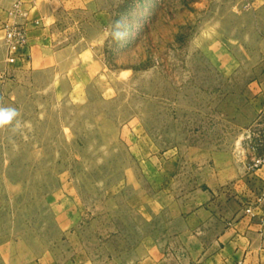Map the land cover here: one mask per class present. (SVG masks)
Here are the masks:
<instances>
[{
    "label": "rangeland",
    "instance_id": "374dc122",
    "mask_svg": "<svg viewBox=\"0 0 264 264\" xmlns=\"http://www.w3.org/2000/svg\"><path fill=\"white\" fill-rule=\"evenodd\" d=\"M78 1L59 28L99 66L77 87L36 74L0 105L19 112L0 127V264H102L167 239L177 199L205 186L194 159L252 170L264 154V0Z\"/></svg>",
    "mask_w": 264,
    "mask_h": 264
},
{
    "label": "crops",
    "instance_id": "0c3cea01",
    "mask_svg": "<svg viewBox=\"0 0 264 264\" xmlns=\"http://www.w3.org/2000/svg\"><path fill=\"white\" fill-rule=\"evenodd\" d=\"M65 6V0H23L18 14L13 0H0V64L7 55L3 27L18 23L27 28L25 54L17 58L13 78L0 79V105L8 102L11 87L36 74L49 73L60 85L72 78V87H77L87 70L99 66L93 49L78 48V43L62 34L59 27L65 17L59 14ZM75 6L88 4L79 0ZM70 71L77 72V77H70ZM194 162L203 165L205 186H196L177 199L167 225L170 236L162 240L145 234L131 251L102 264H264V202L252 216L244 211L249 199L254 201L264 188V164L246 170L230 158L222 163L214 158Z\"/></svg>",
    "mask_w": 264,
    "mask_h": 264
},
{
    "label": "built area",
    "instance_id": "2783aa9c",
    "mask_svg": "<svg viewBox=\"0 0 264 264\" xmlns=\"http://www.w3.org/2000/svg\"><path fill=\"white\" fill-rule=\"evenodd\" d=\"M23 0H13V8L14 11L18 14H20V6L22 4ZM4 29V39L6 43V68H14V66L17 64V58L24 56L25 54V48L27 46V38H26V31L27 28L23 24H12V25H5L3 27ZM27 56V55H25ZM9 73V70L4 69L0 71V79H3L6 77V75ZM263 147H264V141H263ZM264 164V154L262 157H259L255 160L254 166H258ZM264 202V188L260 191V193L257 195L255 202H249L244 211L246 214H249L252 216L253 210L255 207L260 205Z\"/></svg>",
    "mask_w": 264,
    "mask_h": 264
},
{
    "label": "clouds",
    "instance_id": "9594fccd",
    "mask_svg": "<svg viewBox=\"0 0 264 264\" xmlns=\"http://www.w3.org/2000/svg\"><path fill=\"white\" fill-rule=\"evenodd\" d=\"M128 22L125 18H120L112 22L110 25V35L116 42L125 40L128 36ZM19 112L12 107H0V127L10 125L16 121V126H19V121L16 118Z\"/></svg>",
    "mask_w": 264,
    "mask_h": 264
}]
</instances>
